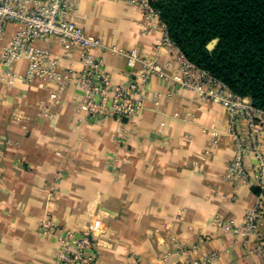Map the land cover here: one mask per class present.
<instances>
[{"label": "crops", "instance_id": "0c3cea01", "mask_svg": "<svg viewBox=\"0 0 264 264\" xmlns=\"http://www.w3.org/2000/svg\"><path fill=\"white\" fill-rule=\"evenodd\" d=\"M146 21L134 0L81 1L78 22L102 40L94 53L114 82H128L138 68L128 64L132 50L179 72L171 47L157 46L164 28ZM17 28L8 25L0 54ZM38 46L63 68H81L79 50H66L58 37ZM26 68L17 61L15 84L0 82V264H53L56 242L39 229L48 214L78 230L101 217L100 264H181L213 254L201 264H264V218L260 237L227 230L256 205L258 188L228 176L235 146L223 106L154 75L119 146L116 120L88 119L77 86L25 83Z\"/></svg>", "mask_w": 264, "mask_h": 264}, {"label": "built area", "instance_id": "2783aa9c", "mask_svg": "<svg viewBox=\"0 0 264 264\" xmlns=\"http://www.w3.org/2000/svg\"><path fill=\"white\" fill-rule=\"evenodd\" d=\"M82 0H0V43L8 25L18 28L0 54V82L13 86L19 76L14 71L17 61L27 62L21 79L31 83L42 79L47 85L64 90L70 85L78 87L80 107L88 119L101 121L113 118L118 124L115 140L125 146L130 138L131 126L143 111L148 97L146 86L154 75L172 81L179 88L189 90L201 98L223 106L229 116L235 154L228 166V176L254 184L258 188L256 205L249 209L240 223L227 226V230L245 240L262 236L264 218V110L256 107L249 97L235 94L226 82L208 70L190 61L168 35L167 28L154 7L153 0H134L146 15L148 26L164 28L157 46L171 47L173 59L180 65L179 72L169 74L158 58H141L136 50L125 52L128 64L138 66L130 80L116 83L105 67L104 60L94 50L103 47L100 38L86 32L78 22ZM157 24V25H156ZM51 36L60 39L68 51L79 50L81 68H63L61 58L49 47L38 43ZM117 51L116 47L112 48ZM172 60L167 65H172ZM53 98L57 93L52 94ZM50 108L46 114L50 113ZM83 120H80L82 122ZM246 129H242V122ZM253 156L252 167L248 158ZM61 174V172H60ZM55 186L51 187L54 191ZM39 229L43 236L52 237L57 245L53 264H100L97 239L104 231L101 217H94L83 229L61 225L51 214L42 218ZM215 254L203 260L185 261L181 264H201L211 261Z\"/></svg>", "mask_w": 264, "mask_h": 264}, {"label": "trees", "instance_id": "16d2710c", "mask_svg": "<svg viewBox=\"0 0 264 264\" xmlns=\"http://www.w3.org/2000/svg\"><path fill=\"white\" fill-rule=\"evenodd\" d=\"M172 41L264 110V0H153ZM215 38L213 50L207 45Z\"/></svg>", "mask_w": 264, "mask_h": 264}, {"label": "water", "instance_id": "95a60500", "mask_svg": "<svg viewBox=\"0 0 264 264\" xmlns=\"http://www.w3.org/2000/svg\"><path fill=\"white\" fill-rule=\"evenodd\" d=\"M218 42H219V38H215L207 45V47L210 50H213L216 47V45L218 44Z\"/></svg>", "mask_w": 264, "mask_h": 264}]
</instances>
